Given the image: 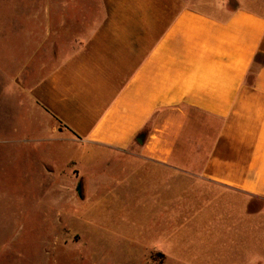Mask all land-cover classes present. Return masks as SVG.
Masks as SVG:
<instances>
[{
	"label": "crops",
	"instance_id": "0c3cea01",
	"mask_svg": "<svg viewBox=\"0 0 264 264\" xmlns=\"http://www.w3.org/2000/svg\"><path fill=\"white\" fill-rule=\"evenodd\" d=\"M210 3L62 1L45 30L58 60L26 95L86 193H141L117 207L142 255L264 264V10Z\"/></svg>",
	"mask_w": 264,
	"mask_h": 264
},
{
	"label": "rangeland",
	"instance_id": "374dc122",
	"mask_svg": "<svg viewBox=\"0 0 264 264\" xmlns=\"http://www.w3.org/2000/svg\"><path fill=\"white\" fill-rule=\"evenodd\" d=\"M62 1L68 0H0V264H163L154 252L142 255L147 234L129 238L143 231L127 220L133 209H125L126 219L117 207L141 193L113 181L88 185L86 193L70 161L74 146L46 132V118L27 98L58 60L45 30L63 22L53 15ZM191 1L211 7L210 0ZM222 2L264 10V0Z\"/></svg>",
	"mask_w": 264,
	"mask_h": 264
}]
</instances>
